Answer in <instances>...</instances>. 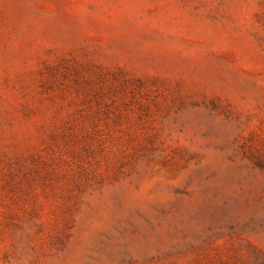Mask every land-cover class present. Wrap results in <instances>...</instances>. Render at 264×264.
Segmentation results:
<instances>
[{"label": "rangeland", "instance_id": "1", "mask_svg": "<svg viewBox=\"0 0 264 264\" xmlns=\"http://www.w3.org/2000/svg\"><path fill=\"white\" fill-rule=\"evenodd\" d=\"M0 264H264V0H0Z\"/></svg>", "mask_w": 264, "mask_h": 264}]
</instances>
